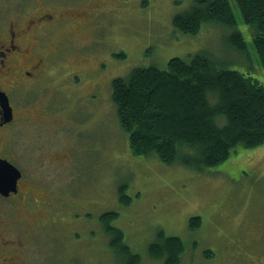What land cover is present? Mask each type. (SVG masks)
Here are the masks:
<instances>
[{
    "label": "rangeland",
    "instance_id": "rangeland-1",
    "mask_svg": "<svg viewBox=\"0 0 264 264\" xmlns=\"http://www.w3.org/2000/svg\"><path fill=\"white\" fill-rule=\"evenodd\" d=\"M56 2L86 14L73 27L71 47L61 54V62L72 69L81 61L91 71H80L72 83L61 74L49 81L62 86L53 96L50 87L34 110L46 109L43 105L57 109L54 122L18 121L16 150L23 181L33 188L36 202L48 198L47 204L31 203L27 209H35L25 215L28 222L22 221L25 212L20 209L6 226L10 238L21 242L14 252L21 255V264H129V255L111 247L109 226L121 230L137 264H163L148 253L158 231L183 241L179 264H264V144L238 147L214 167L202 168L184 158L165 163L154 152H134L112 103L113 79L200 52L226 60L264 86L263 68L235 0L228 4L247 59L229 50V31L217 23H203L192 35L174 29L173 17L193 0ZM42 153L47 159L40 158ZM120 187L128 204L121 202ZM9 204L13 201L0 204L1 219L6 214L14 219L6 211ZM108 212L116 216L102 221ZM196 218L199 225L191 229L190 220ZM18 219L31 224L27 232L17 229Z\"/></svg>",
    "mask_w": 264,
    "mask_h": 264
},
{
    "label": "trees",
    "instance_id": "trees-1",
    "mask_svg": "<svg viewBox=\"0 0 264 264\" xmlns=\"http://www.w3.org/2000/svg\"><path fill=\"white\" fill-rule=\"evenodd\" d=\"M235 2L264 71V0ZM209 22L229 31L225 43L231 52L249 57L228 0H193L171 24L179 33L192 35ZM241 71L200 52L170 58L163 68L140 67L127 77L113 79L112 103L129 136V146L136 153L154 152L165 163L184 158L205 168L223 162L238 147L264 144V86ZM119 191L121 202L128 204L121 187ZM113 216L108 212L102 221ZM190 222L191 229L199 225L197 218ZM108 233L114 236L111 247L129 255V264H137L138 256L123 244L121 230L109 226ZM157 234L148 246L149 255L163 259V264H179L185 251L183 241L161 231Z\"/></svg>",
    "mask_w": 264,
    "mask_h": 264
},
{
    "label": "flooded vegetation",
    "instance_id": "flooded-vegetation-1",
    "mask_svg": "<svg viewBox=\"0 0 264 264\" xmlns=\"http://www.w3.org/2000/svg\"><path fill=\"white\" fill-rule=\"evenodd\" d=\"M84 17L85 12L76 13L67 4L59 5L56 0H0V163L12 165L20 174L15 190H10L7 195L0 193L2 206L13 201L5 208L14 218L10 219L8 214L6 220L0 218V264L22 263L21 255L14 254L21 242H14L10 238L12 233H7L9 229L6 226L10 225V220L14 221L16 213L22 209L25 212L22 221L28 222L25 215L29 216L28 213L35 209H27L31 203L37 206L42 202L48 203L47 196L36 202L33 188L23 181L24 174L19 165L21 156L16 150L18 121L32 119L44 123V119L54 122V111L57 109L52 112L43 105L46 109L34 110L42 106L38 102L50 87L49 96H53L62 86L60 82L52 86L49 81L56 79V75L57 78L63 75L62 80L70 78L72 83L73 79L78 81L80 71H91L81 61L75 62L72 69L61 62V54L71 47L73 27L83 23ZM104 64L98 70H102ZM44 155L40 156L42 160L47 159ZM68 157L65 156V164H69ZM22 221H16L20 225L17 229L27 232L31 224H20Z\"/></svg>",
    "mask_w": 264,
    "mask_h": 264
},
{
    "label": "water",
    "instance_id": "water-1",
    "mask_svg": "<svg viewBox=\"0 0 264 264\" xmlns=\"http://www.w3.org/2000/svg\"><path fill=\"white\" fill-rule=\"evenodd\" d=\"M20 174L12 165L1 162L0 163V193L7 195L10 190H15L16 181Z\"/></svg>",
    "mask_w": 264,
    "mask_h": 264
}]
</instances>
